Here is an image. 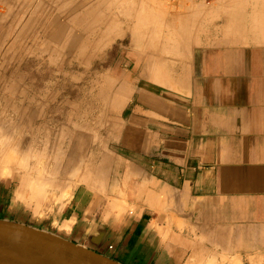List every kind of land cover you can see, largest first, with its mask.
Instances as JSON below:
<instances>
[{"label": "crops", "instance_id": "1", "mask_svg": "<svg viewBox=\"0 0 264 264\" xmlns=\"http://www.w3.org/2000/svg\"><path fill=\"white\" fill-rule=\"evenodd\" d=\"M137 3L114 182L43 221L118 264H264V0Z\"/></svg>", "mask_w": 264, "mask_h": 264}, {"label": "rangeland", "instance_id": "2", "mask_svg": "<svg viewBox=\"0 0 264 264\" xmlns=\"http://www.w3.org/2000/svg\"><path fill=\"white\" fill-rule=\"evenodd\" d=\"M93 1L0 0L2 220L53 234L46 207L114 182L119 114L132 91L130 39L141 22L131 19L137 0ZM11 155L20 166L7 170Z\"/></svg>", "mask_w": 264, "mask_h": 264}, {"label": "water", "instance_id": "3", "mask_svg": "<svg viewBox=\"0 0 264 264\" xmlns=\"http://www.w3.org/2000/svg\"><path fill=\"white\" fill-rule=\"evenodd\" d=\"M0 264H118L57 235L0 220Z\"/></svg>", "mask_w": 264, "mask_h": 264}, {"label": "bare ground", "instance_id": "4", "mask_svg": "<svg viewBox=\"0 0 264 264\" xmlns=\"http://www.w3.org/2000/svg\"><path fill=\"white\" fill-rule=\"evenodd\" d=\"M92 1H93V0H92ZM99 1H101V0H99ZM93 2H94V1H93ZM95 2H96V1H95ZM105 2H106V1H105ZM125 2H126V1H125ZM138 2H139V0H138ZM149 2H150V1H149ZM87 3H88V2H87ZM122 3H123V2H121V4H122ZM89 4H90V3H89ZM96 4H98V3H96ZM102 4H103V3H102ZM119 4H120V3H119ZM124 4H126V3H124ZM100 5H101V3H100ZM130 5H132V4H130ZM206 5H207V4H206ZM209 5H210V4H209ZM83 6H84V5H83ZM95 6H96V5H95ZM116 6H117V5H116ZM122 6H123V4H122ZM122 6H121V7H122ZM124 6H125V5H124ZM124 6H123V7H124ZM139 6H140V4H139ZM151 6H152V5H151ZM200 6H201V5H200ZM204 6H205V5H204ZM74 7H75V6H74ZM80 7H81V6H80ZM89 7H90V6H89ZM99 7H100V6H99ZM112 7H113V4H112ZM148 7H149V6H148ZM170 7H172V6H170ZM78 8H79V7H78ZM85 8H86V7H85ZM87 8H88V6H87ZM92 8H93V7H92ZM114 8H115V7H114ZM138 8H139V7H138ZM197 8H198V7H197ZM72 9H74V8H72ZM75 9H76V8H75ZM75 9H74V10H75ZM80 9H81V8H80ZM93 9H94V8H93ZM120 9H122V8H120ZM128 9H129V8H128ZM133 9H135V8H133ZM83 10H84V7H83ZM83 10H81V11H83ZM86 10H87V9H86ZM109 10H110V9H109ZM66 11H67V10H66ZM75 11H76V10H75ZM75 11H74V12H75ZM93 11H94V10H93ZM102 11H103V10H102ZM102 11H101V12H102ZM111 11H112V10H110V12H111ZM139 11H140V10H139ZM74 12H73V13H74ZM87 12H88V11H87ZM89 12H90V11H89ZM95 12H96V11H95ZM110 12H109V13H110ZM149 12H151V11L149 10ZM194 12H195V11H194ZM240 12H241V11H240ZM64 13H65V12H64ZM102 13H103V12H102ZM107 13H108V12H107ZM111 13H112V12H111ZM119 13H120V12H119ZM157 13H158V12H157ZM161 13H162V12H161ZM245 13H246V12H245ZM79 14H80V12H79ZM83 14H85V12H84ZM91 14H92V13H91ZM95 14H96V13H94V15H95ZM104 14H105V13H104ZM117 14H118V13H117ZM147 14H148V13H147ZM65 15H66V14H65ZM70 15H72V12H71ZM86 15H87V13H86ZM86 15H84V16H86ZM94 15H93V16H94ZM113 15H114V14H113ZM119 15H120V14H119ZM51 16H52V15H51ZM57 16H58V15H57ZM59 16H60V15H59ZM67 16H68V15H67ZM103 16H104V15H103ZM106 16H107V15H106ZM117 16H118V15H117ZM131 16H132V15H131ZM262 16H263V15H262ZM64 17H65V16H64ZM70 17H71V16H70ZM91 17H92V16H91ZM96 17H97V16H96ZM99 17H100V16H99ZM140 17H141V16H140ZM50 18H51V17H50ZM55 18H56V17H55ZM82 18L84 19V17H82ZM88 18H90V17L88 16ZM92 18H93V17H92ZM106 18H107V17H106ZM113 18H115V17H113ZM57 19H59V18L57 17ZM139 19H140V18H139ZM139 19H138V20H139ZM263 19H264V18H263ZM68 20H69V19H68ZM88 20H89V19H88ZM94 20H95V19H94ZM138 20H137V21H138ZM49 21H50V20H49ZM74 21H75V20H73V22H74ZM76 21H77V20H76ZM81 21H82V19H81ZM83 21H84V20H83ZM92 21H93V20H92ZM95 21H96V20H95ZM56 22H57V21H56ZM64 22H66V21L64 20ZM87 22H88V21H87ZM87 22H86V23H87ZM135 22H136V21H135ZM142 22H143V20H142ZM53 23H54V22H53ZM53 23H52V24H53ZM68 23H70V22H68ZM68 23H67V24H68ZM71 23H72V22H71ZM71 23H70V24H71ZM76 23H77V22H76ZM86 23H84V24H86ZM98 23H99V22H98ZM54 24H55V23H54ZM54 24H53V25H54ZM58 24H59V23H58ZM77 24H79V23H77ZM77 24H76V25H77ZM82 24H83V23H82ZM82 24H81V25H82ZM96 24H97V23H95V25H96ZM186 24H187V23H186ZM186 24H185V25H186ZM240 24H241V22H240ZM68 25H69V24H68ZM81 25H80V26H81ZM133 25H134V24H133ZM150 25H151V24H150ZM167 25H168V24H167ZM49 26H51V25H49ZM49 26H48V27H49ZM57 26H58V25H57ZM57 26H56V27H57ZM143 26H144V25H143ZM143 26H141V27H143ZM152 26H153V23H152ZM168 26H169V25H168ZM48 27H47V28H48ZM53 27H55V26H53ZM73 27H75V25H74ZM90 28H92V27L90 26ZM134 28H135V27H134ZM139 28H140V27H139ZM154 28H155V27H154ZM50 29H51V28H50ZM75 29H76V28H75ZM136 29H137V28H136ZM143 29H144V28H143ZM148 30H149V29H148ZM51 31H52V29H51ZM132 31H133V30H132ZM135 31H136V30H135ZM151 31H152V29H151ZM64 32H65V31H64ZM79 32H80V31H79ZM52 35H53V34H52ZM132 35H133V34H132ZM134 35H135V34H134ZM134 35H133V36H134ZM56 36H57V35H56ZM69 36H70V35H69ZM139 36H140V35H139ZM148 36H149V34H148ZM152 36H153V35H152ZM141 37H142V36H141ZM145 37H146V36H145ZM52 38H54V36H53ZM61 38H62V37H61ZM68 38L70 39V37H67V39H68ZM54 39H55V38H54ZM129 39H130V38H129ZM38 40H39V39H38ZM130 40H132V39H130ZM64 41H65V40H64ZM64 41H63V42H64ZM63 42H62V43H63ZM65 43H66V42H65ZM134 43H135V42H134ZM147 43H148V41H147ZM57 44H58V43H57ZM57 44H56V46H57ZM102 46H103V45H102ZM134 46H135V45H134ZM134 46H133V47H134ZM58 47H59V46H58ZM63 47H64V46H63ZM151 49H152V48H150V50H151ZM136 50H137V49H136ZM144 50H145V49H144ZM148 50H149V49H148ZM165 74H166V73H165ZM0 142H1V140H0ZM0 145H1V144H0ZM5 152H6V151H5ZM3 156H4V155H3ZM11 156H12V158L8 156V157L10 158V159L8 158L9 160H8V159L6 160V158L4 157V159H3V161H2V165H3L7 170H9V169H11V168H14V167H19V166H20V162H19L18 160H11V159H13V156H14V155H11ZM14 158H15V157H14ZM8 165H9V167H8ZM3 169H4V168H3ZM44 181H46V180H44ZM47 183H48V182H47ZM44 186H46V185H44ZM46 187H47V186H46ZM47 188H48V187H47ZM68 188H69V187H68ZM63 191H64V190H63ZM37 192H38V191H37ZM36 194H37V193H36ZM219 255H220V254H219Z\"/></svg>", "mask_w": 264, "mask_h": 264}, {"label": "built area", "instance_id": "5", "mask_svg": "<svg viewBox=\"0 0 264 264\" xmlns=\"http://www.w3.org/2000/svg\"><path fill=\"white\" fill-rule=\"evenodd\" d=\"M202 3L204 4H212V3H215L217 2L218 0H200Z\"/></svg>", "mask_w": 264, "mask_h": 264}]
</instances>
